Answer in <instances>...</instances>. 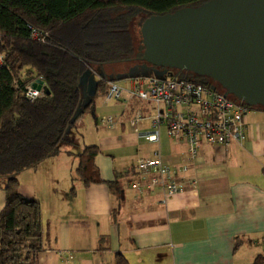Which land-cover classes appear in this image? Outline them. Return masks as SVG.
I'll return each instance as SVG.
<instances>
[{
	"label": "crops",
	"instance_id": "crops-1",
	"mask_svg": "<svg viewBox=\"0 0 264 264\" xmlns=\"http://www.w3.org/2000/svg\"><path fill=\"white\" fill-rule=\"evenodd\" d=\"M131 76L109 78L128 89ZM98 78L58 152L18 174L20 192L41 205L45 243L36 264H116L118 253L128 264H253L264 256V109L249 110L240 143L203 142L190 159L186 141L171 140L165 125L157 142L138 134L148 129L153 104L126 94L106 104L95 93ZM138 109L145 117L136 131L128 119ZM105 115L116 118L113 129L99 124ZM92 144L102 181L85 186L74 172L77 154ZM155 151L172 166L187 165L181 175L197 184L164 200L134 171L138 156Z\"/></svg>",
	"mask_w": 264,
	"mask_h": 264
},
{
	"label": "trees",
	"instance_id": "trees-1",
	"mask_svg": "<svg viewBox=\"0 0 264 264\" xmlns=\"http://www.w3.org/2000/svg\"><path fill=\"white\" fill-rule=\"evenodd\" d=\"M204 1L0 0V52L4 55L0 68V177H5L1 186L4 205L0 209V264H36L44 248L40 202L20 192L18 174L58 152L82 104L83 72L95 65L145 62L140 58L142 38L137 46L132 25L140 32L142 22L152 14ZM156 68L160 76L176 74L225 91L208 76L184 69ZM108 80L105 75L98 78L96 94L107 92ZM27 83L41 85L43 91L46 87L48 92L30 101L23 94ZM98 152V146L92 144L77 154L74 175L85 186L102 181L94 164ZM70 193H75L73 185ZM263 262L264 256L258 254L253 264ZM116 264L128 263L118 253Z\"/></svg>",
	"mask_w": 264,
	"mask_h": 264
},
{
	"label": "water",
	"instance_id": "water-1",
	"mask_svg": "<svg viewBox=\"0 0 264 264\" xmlns=\"http://www.w3.org/2000/svg\"><path fill=\"white\" fill-rule=\"evenodd\" d=\"M140 33L146 63L208 76L251 108L264 107V0L182 6L150 15Z\"/></svg>",
	"mask_w": 264,
	"mask_h": 264
},
{
	"label": "built area",
	"instance_id": "built-area-1",
	"mask_svg": "<svg viewBox=\"0 0 264 264\" xmlns=\"http://www.w3.org/2000/svg\"><path fill=\"white\" fill-rule=\"evenodd\" d=\"M32 35L36 37V33ZM4 65V55L0 52V68ZM131 87L126 89L115 80H108V90L103 95L104 102L110 103L125 96V100H139L153 104L149 115V127L138 134L149 142L159 140L162 125L173 141L187 143V156L197 155L203 142L230 147L240 143L246 136V115L250 106L234 100L225 91L197 83L178 75L136 74L130 78ZM25 97L33 101L44 95L41 85L27 83L23 86ZM142 109L136 110L128 119V125L137 130L144 118ZM99 124L113 129L118 122L112 115L99 118ZM134 171L148 187H159L166 198L195 186L194 177L181 175L187 165L181 168L164 162L157 151L151 156H138L134 161Z\"/></svg>",
	"mask_w": 264,
	"mask_h": 264
},
{
	"label": "rangeland",
	"instance_id": "rangeland-1",
	"mask_svg": "<svg viewBox=\"0 0 264 264\" xmlns=\"http://www.w3.org/2000/svg\"><path fill=\"white\" fill-rule=\"evenodd\" d=\"M132 26L135 43L137 46H139L141 42L139 28L135 27L134 25ZM160 73V69L142 61L114 63L106 66L95 65L93 68L84 71L82 76L80 77L81 96L84 102L92 97L94 89L93 82L95 80V77L98 78L100 75L116 78L123 77L125 75H159ZM250 110H252V108H250ZM0 181L5 182V177H0Z\"/></svg>",
	"mask_w": 264,
	"mask_h": 264
}]
</instances>
